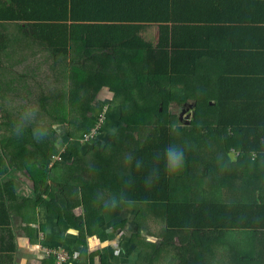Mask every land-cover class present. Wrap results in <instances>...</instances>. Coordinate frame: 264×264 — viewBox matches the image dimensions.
I'll return each mask as SVG.
<instances>
[{"label": "crops", "instance_id": "1", "mask_svg": "<svg viewBox=\"0 0 264 264\" xmlns=\"http://www.w3.org/2000/svg\"><path fill=\"white\" fill-rule=\"evenodd\" d=\"M33 25H39L45 38L54 26L73 30L76 36L84 28L97 29V40L109 48L84 52V39L78 38L67 42L65 54L53 57L32 38ZM163 30L174 39L182 38L181 44L188 47L181 50L182 59L200 52L192 45L210 48L220 57L198 60L205 62L206 73L233 78L236 81H227L225 86L235 89V84L251 95L253 108L262 104L264 109V0H0V50L13 45L16 52L28 54L0 52V95L11 94L16 100L0 98V109L8 106L17 117L31 102V94L40 91L44 98L40 88L46 85L40 79L53 74L74 76L72 73L86 66L81 64L84 62L104 65L99 66L100 72L126 76L133 63L142 68L144 51L134 54L114 49L142 43L157 46ZM39 47L44 51L36 52ZM26 61L27 67L23 65ZM124 97L121 92L118 98L106 86L93 92L87 106L89 121L96 124L98 113H105L95 138L89 143L81 139L80 148L69 152L61 136L58 152L46 170L48 179L36 189L29 178L42 180L44 172L40 176L23 174L19 160L9 166L3 161L7 167H0V184L9 180L11 186H0V264H54L44 249L65 251L70 257L68 264H153L150 248L162 243L154 224L165 225V221L163 213L147 209L154 204L144 202V196L162 195V188L171 190L173 202H264V150L260 154H242L240 149L234 153V148L225 151L216 135L207 136L199 149H191L201 153L204 160L200 163L194 165L197 159L191 158L190 165L184 164L179 173L167 174V184L158 178L146 185L152 171L144 169V162L149 166L148 160L158 159L149 158L148 149L144 156V117L133 112L144 108V102L124 101ZM60 100L61 105L67 104L66 97ZM42 103L44 100L37 101ZM194 139L195 147L199 136ZM126 142L139 152L123 150ZM260 142L264 145V136ZM96 147L102 150L95 151ZM21 156V151H12V158ZM134 157L141 162L139 170ZM125 158H131L130 165ZM56 161L57 167L51 169ZM164 168L162 163L158 174L165 172ZM36 193L41 194L39 199ZM249 234L241 233L242 237ZM251 240L264 237L256 235ZM201 244L207 247L206 242ZM163 255L159 253L156 259ZM160 264H180V260L174 255Z\"/></svg>", "mask_w": 264, "mask_h": 264}, {"label": "trees", "instance_id": "2", "mask_svg": "<svg viewBox=\"0 0 264 264\" xmlns=\"http://www.w3.org/2000/svg\"><path fill=\"white\" fill-rule=\"evenodd\" d=\"M54 27L55 30L49 31L46 38L41 30H38L39 25L32 26L35 31L31 34L32 38L53 57L65 54L67 42L78 38L84 39L82 44L84 52L105 51L109 48L100 41L101 39L97 40L99 31L97 29L84 28L81 35L76 36L73 30L64 27L65 31H61L63 27ZM181 42L182 38L174 39L169 31L163 30L160 44L157 46L145 43L138 47L118 45V49L114 50L133 51L134 54L144 51L142 68L140 63L137 65L133 63L126 76L100 72L99 66L104 65L98 63H81L86 66L72 73L74 76H68L73 83H77V86L70 90V97L68 101L66 99L67 104L60 105L55 111L47 112L50 120L43 121L41 107L35 111L27 105L21 108L19 113H24V118L19 121L17 117H13L8 106H1L0 150L3 154L0 155V167L6 166V162L9 166L8 163L19 160L23 174L35 172V175L40 176L44 172L42 175L44 174L45 178L42 180L36 181L32 176L29 178L33 181L35 189L41 185L48 179L46 170L52 161V155L58 152L57 145L58 141H61V136L66 139V151L71 152L80 148L78 141L88 134L94 125L87 117V107L85 111L75 108L80 104L77 90L91 88L92 92H96L101 86L110 87L118 98L121 92L126 94L124 101L144 102V108H134L133 112L134 116L141 113L144 117L142 122L144 156L148 149L149 158L158 159L148 160L149 166L144 162V169L150 171L161 169L162 163H165V150L169 146H174L173 137H178V148L184 151L185 165H190V159L195 158L189 153L190 149H199L209 135L219 136L217 143L222 145L223 150L235 148L240 149L242 154H250L252 151L260 154L264 150V145L260 142L264 136V125L258 124L264 123L262 104L253 108L251 95H245L243 89L235 84H233L235 89L241 90V93L225 86L227 81L235 82L233 78L215 77L206 73L203 69L205 62L198 60L220 57L213 55L209 51L210 48L192 45L200 52L194 54L191 59L187 57L182 59L180 52L188 47L183 46ZM39 49L36 52L44 51L40 47ZM189 60L192 63H189ZM114 80L113 85L111 82ZM189 101L194 105L193 115L189 124H185L180 121L178 113L170 112V107L176 104L179 108H185L189 106ZM242 103L250 108L246 109ZM192 135L199 136L197 140L199 145L195 147ZM15 150L18 154L21 151L24 157L12 158V151ZM132 151V154H136L139 149L132 148ZM132 161L136 163L138 159L134 157ZM53 163L51 169L58 165L57 161ZM164 169L165 172L159 174L158 181L167 184L168 172L166 168ZM8 184L11 186V182L5 180L0 186L7 187ZM155 187L158 188L159 185ZM162 189V195L153 193L151 197L144 196V202L154 204L149 205L147 209L154 213H163L166 231L174 238H179L178 243L176 238L172 239V247L183 249L184 245L180 242H184L198 250L193 251L195 255L191 253L193 256L190 255V251L176 255L180 264H264V240H251L256 235L264 237V202L243 204L213 202L210 205L208 203L203 205L204 201L196 200L173 202L171 198L174 194L171 190ZM40 195L36 193V198L39 199ZM5 208L7 210V206ZM0 220H3V217H0ZM241 233L252 234L242 237ZM203 236L206 237L204 241ZM205 242L207 247L201 244Z\"/></svg>", "mask_w": 264, "mask_h": 264}, {"label": "rangeland", "instance_id": "3", "mask_svg": "<svg viewBox=\"0 0 264 264\" xmlns=\"http://www.w3.org/2000/svg\"><path fill=\"white\" fill-rule=\"evenodd\" d=\"M11 38H13V36H11ZM13 50L15 51L14 55H17V56L28 55V54H25V53H22V52H16V47L13 46V45L12 46H7V49H5V50L1 49L0 52L1 53L4 52V53L10 54V53L13 52ZM23 65H25L27 67V61L24 62ZM110 73H114V72H110ZM14 80H15L16 83H19V82L22 81V79H14ZM29 80L31 82L33 81L31 79H29ZM39 82H44V84L46 85L45 88H43V87L40 88V90L45 92V94L44 93L42 94L44 96V98L40 97V95H41L40 91L38 93H36V94H31V96H30L31 102L27 103L26 105L30 106V107L34 106L33 111L38 110L39 107L43 108V121L46 120V119L50 120L49 115L47 114V112H49V111L52 112V111L57 110L60 107V105H61V102H60L61 98L66 97V99L68 101V98L70 97V90L72 89V87H76L77 83H73L71 78L62 77V76H59L58 74H53L47 80L46 79H40ZM35 83H37V82H35ZM112 83L114 85L115 84V80L113 82H111V84ZM29 88H30L31 91H33V86L32 85ZM84 90H85V92H83ZM92 91L93 90H91V88L78 89L77 90V96H78V98H80V101H79L80 104H77V106H75V108L84 109V111H85L86 107L89 104V99H90V97L93 94ZM91 92H92V94H91ZM0 98L2 99V101H6V102H10V101H12V99L15 100V97L12 96L11 94H1ZM39 99L44 100V103H42L41 105L37 104V101ZM2 101L0 100V103ZM17 103H19V102H17ZM188 104L191 105L192 102L189 101ZM19 105L21 107L25 106V105H22V104H19ZM183 109H186V108H183V107L179 108L177 105L173 104V106L170 107V112L171 113L175 112V113L180 114L179 112H182ZM180 110H182V111H180ZM101 112H99V113H101ZM12 113H14V112L12 111ZM87 113L89 114L90 110H88ZM99 113H98V115H99ZM185 114H186V118L183 119L182 123L189 124V123H187V121H190V118L193 115V109H189ZM23 118H24V113H19L17 115V119L19 121L23 120ZM103 120H102V122H103ZM50 123H51V121H50ZM97 123H98V116H97ZM97 123L92 126L90 131L95 128ZM101 124H100V126H101ZM100 126L98 127V129L100 128ZM192 137H193V140H195L194 139V135H192ZM91 138L94 139L95 137L92 136ZM89 139H90V137L86 136L82 140V143H89V141H90ZM173 141H174V146L178 147L179 146L178 137H173ZM184 142H187V141H184ZM207 144H209V142H207L205 144V146ZM141 145H142V142H141ZM197 145H199L198 142H197ZM132 148L133 147L131 145H129L127 147V142L123 145V150L129 151V152H133ZM99 150H102V149L100 147H96L95 148V151H99ZM62 151L63 150H61L60 153H62ZM232 151L234 153H236L237 149L234 148V149H232ZM189 153L193 157H195L197 159L194 165H196L198 162L200 163V161L204 160V158L201 156V153H196V152L192 151L191 149H190ZM57 158H59V157H57ZM124 160L127 161V165H130L131 158H125ZM21 173H22V171H21ZM21 180H24V179H21ZM154 225H155V230H156L155 233L159 237L162 238V243L160 245H156V246L150 248L149 261H150V259H152V262L150 261L151 263H153V264L166 263L174 255H178L179 253H184L186 251H190V255H192V254L195 255L193 253V251L194 252H198V250L194 249L191 245H188V244H186L184 242H180V243H183V245H184L183 249L181 247H179V248L172 247V239L174 240L176 238V241L178 243L179 238L178 237L174 238L173 236H171L166 231V228H165L164 224L156 223ZM168 243H170V245ZM159 253H164V255L160 258V260L156 259V257L158 256Z\"/></svg>", "mask_w": 264, "mask_h": 264}, {"label": "clouds", "instance_id": "4", "mask_svg": "<svg viewBox=\"0 0 264 264\" xmlns=\"http://www.w3.org/2000/svg\"><path fill=\"white\" fill-rule=\"evenodd\" d=\"M90 132V131H89ZM83 140V138H82ZM165 168L167 172L172 175L179 173L184 166L185 158L184 151L182 148L176 146H169L164 153ZM136 167L139 170L141 167V162H136ZM159 178L157 170H153L149 176L146 178V185H151L152 182Z\"/></svg>", "mask_w": 264, "mask_h": 264}, {"label": "built area", "instance_id": "5", "mask_svg": "<svg viewBox=\"0 0 264 264\" xmlns=\"http://www.w3.org/2000/svg\"><path fill=\"white\" fill-rule=\"evenodd\" d=\"M104 114H105L104 111H102L101 113H99L97 125L88 134H85L83 136V139L86 136H89L90 139H92L91 138L92 136L94 137V135L96 134V132L98 130V127L100 126V124L102 123V120L104 119ZM43 252L46 255V257L51 258L53 260L54 264H68L70 262L69 255L65 251H63V250H58V249H44Z\"/></svg>", "mask_w": 264, "mask_h": 264}, {"label": "water", "instance_id": "6", "mask_svg": "<svg viewBox=\"0 0 264 264\" xmlns=\"http://www.w3.org/2000/svg\"><path fill=\"white\" fill-rule=\"evenodd\" d=\"M186 109H183V111L179 114V119L180 121L183 120V116L185 115V113L189 110V109H194V105L191 104L188 107H185ZM187 123H189V121H187Z\"/></svg>", "mask_w": 264, "mask_h": 264}, {"label": "flooded vegetation", "instance_id": "7", "mask_svg": "<svg viewBox=\"0 0 264 264\" xmlns=\"http://www.w3.org/2000/svg\"><path fill=\"white\" fill-rule=\"evenodd\" d=\"M182 111V110H181ZM186 118V114L183 116V119ZM183 121V120H182Z\"/></svg>", "mask_w": 264, "mask_h": 264}]
</instances>
